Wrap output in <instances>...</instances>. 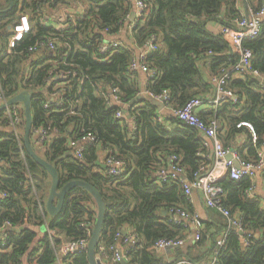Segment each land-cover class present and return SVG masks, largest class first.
<instances>
[{
    "label": "trees",
    "instance_id": "obj_1",
    "mask_svg": "<svg viewBox=\"0 0 264 264\" xmlns=\"http://www.w3.org/2000/svg\"><path fill=\"white\" fill-rule=\"evenodd\" d=\"M3 1L0 3L1 89L8 99L24 91L31 95L30 142L36 151L34 141H38V130L48 129L47 137L51 138H46L41 145L43 152H36L57 168L58 189L72 180H80L101 194L105 213L95 257L99 256V248L104 247L102 258L111 260L113 253L109 248L121 244L115 234L126 228L139 238L135 248L121 244L126 264H156L158 258L152 250L155 241L185 236L183 226L168 223L162 211L172 206L188 213L194 210L178 181L158 183L153 172L175 155L186 177L191 179L201 165L198 156L201 141L195 129L177 120L156 121V106L140 94L135 75L129 71L133 59L129 49L118 47L108 58L98 53L97 46L104 37L115 35L123 28L132 12L131 2L25 0L26 10L32 16L31 33L6 54L2 32L20 2L11 0L13 6L8 10L9 0ZM244 1L259 9L253 6L252 0ZM258 2L261 5L264 0ZM147 3L151 5L150 13L130 31L132 41L139 47L152 35L156 37L157 50L145 55V63L157 75L147 82L146 92L159 94L167 90L168 104L181 107L211 87L203 76V63L214 75L221 67L235 62V57L226 53L228 43L224 37L210 32L208 23L227 26L241 14L239 0H147ZM59 4L73 8L80 4L84 14L68 21L66 28L58 32L41 25L38 18ZM49 41L55 43L56 49L50 51L45 47ZM37 43L42 45L29 52L28 48ZM242 45L252 53V68L264 75V25L258 37L244 39ZM59 72L70 74L54 79ZM235 74H231L227 88L238 97V102L233 105L231 100L226 101L217 114L227 125L224 132L227 140L240 132L250 138L246 128L237 129L236 124L246 122L253 127L256 147L248 141L244 149L236 152L243 163L254 162L256 149L264 138V97L256 78ZM53 93L56 99L51 103L49 98ZM112 93L121 104H126L134 130L126 120L114 118L123 109L112 102ZM4 114V110L0 112V128H7L0 130V225L9 222L16 229L25 225L46 227L54 233V239L51 244L44 229L40 232L25 229L19 233L7 230L5 240L0 242V264H57L55 249L62 242L91 235L96 204L86 191L74 188L66 194L61 211L54 217L49 216L45 205L50 177L23 147V109L18 134L9 130V118ZM168 121L173 127L165 128ZM87 133L95 137V143L85 145L82 160L72 157L58 161L67 152L70 140H78ZM34 136H37L35 140ZM99 151L106 153L105 159L122 160L125 166L122 173L110 174L107 168L96 166L100 161ZM218 183L224 190L223 207L238 217L244 232L239 235L233 229L226 230L223 245L217 246L210 224L205 222L201 239L196 243L211 240L214 264H264V209L258 201L246 196L252 179L244 176L233 181L226 177ZM222 217L225 222L219 224L227 229L226 219ZM185 261L184 264H197L193 259ZM63 264H88L86 251L64 258Z\"/></svg>",
    "mask_w": 264,
    "mask_h": 264
},
{
    "label": "built area",
    "instance_id": "obj_2",
    "mask_svg": "<svg viewBox=\"0 0 264 264\" xmlns=\"http://www.w3.org/2000/svg\"><path fill=\"white\" fill-rule=\"evenodd\" d=\"M130 1V0H129ZM133 5L136 9L135 16L138 18H144L148 16L151 10L150 3H147V0H132ZM242 0H239V3ZM131 2V1H130ZM239 8V6H238ZM241 14L239 17L230 20V23L227 26H222L220 29V34L228 41L231 46L230 55L235 57V62L231 63L227 67H221L218 72L212 75L211 84L213 88V98L209 101L215 107L219 105H223L226 101L231 100L233 104L238 102V97L233 94L227 88L228 80L232 73L236 74H249L257 79L258 86L260 91L263 93L264 97V75L259 73L257 70L252 68L251 59L252 53L249 49L244 48L242 45V41L244 39H252L256 38L261 34L263 25H264V5L259 7V9H253L248 6L245 11H242L239 8ZM134 20V19H133ZM131 20V21H133ZM136 25H130V31ZM31 24L27 15H22L19 17L17 23L11 29V37L8 39L6 54H10L13 49H15L24 38L31 33ZM156 37L152 35L148 41L146 42L147 53L154 52L157 50ZM38 45H42L41 43H37L33 47L28 48L29 52H33L36 50ZM45 47L50 51L56 49L55 43L49 41L46 43ZM122 47L118 42H110L107 40H103L98 46L97 51L100 55L105 57H109V54L113 52L116 48ZM146 53V54H147ZM145 54V55H146ZM145 55L137 56V58H133L132 62L129 66V71L134 73L137 71H142L147 73L149 81L154 79L157 75V72L148 67L145 63ZM209 55V53H208ZM228 55V56H230ZM70 72H59L55 75L56 80L61 79V76L69 75ZM49 84V83H48ZM55 89H59L55 86ZM146 95L153 99L154 101L159 102L163 105H168L169 100V92L167 90H163L159 94H153L151 92H146ZM51 96H56L53 93ZM112 102L115 104H119L122 106V109L126 108V104H121L120 100L113 93L111 94ZM9 99L6 98L3 90L0 85V105L5 104ZM204 102L198 98L194 97L186 101V103L182 107L171 109V116L174 120H177L179 123L187 125L195 129L199 134H201L203 138V144L205 147H212L211 154V163L206 164L202 162L197 171L193 174L191 179H188L184 173V169L179 166L178 158L175 155L169 157L170 168L169 172L166 173L162 168L159 169L160 181L166 180H174L178 181L181 184L182 190L186 198L190 201L192 197V191H197L202 194L203 202L207 208L215 209L219 211V213L227 220L229 229L235 230L239 235L243 233V228L238 220L237 216H233L230 212L225 209L222 205V197L224 196V190L222 186L218 183L221 179L228 177L230 180L239 181L242 177L247 176L249 178H254L256 174L259 172H264V138L257 147V160L254 162H246L243 163L240 161L239 156L235 150H231V148H225L222 142L219 139V133L221 130V124L217 119L211 118L208 120H204L200 118L197 114V109L200 108ZM45 108L48 107L46 103ZM22 107L20 105H13L6 107L4 109V116L9 118V128L15 134H18L22 117H21ZM115 119L118 120H126L125 114L123 111L118 110L115 115ZM158 123H163L167 121L165 117H162L157 114L156 118ZM131 130L135 129V125L133 121L126 120ZM170 121L165 124V128H171L172 125H169ZM246 128L247 132L252 136V143L256 147L257 138L254 133L253 127L246 122H240L236 124V128ZM38 141L37 143L42 145L44 140L48 139V129H40L37 134ZM36 136V137H37ZM95 143V137L87 133L86 135H82L78 140H70L68 142V149L72 151L73 156L82 160L83 151L85 145ZM231 153V160L226 159V156ZM238 162L239 167L236 168L233 162ZM104 165L108 169L110 174H120L124 169V162L119 159H115L114 157L106 158L104 161ZM105 168V169H106ZM254 192V187L250 186L246 192L247 198H251ZM165 217L167 222L172 225H181L184 228V233L187 235H192L193 241H199L202 236L203 231V222L197 214L188 213L186 210L180 207H168L165 209ZM16 228H13L9 222H4L0 225V242L5 240L6 231L10 230L14 232ZM45 231H47L51 244H53L54 233L49 231L46 227H43ZM42 229V230H43ZM125 235H122V229L115 234L116 240H121V244L125 246H129L130 248H135L138 245L137 236L133 233H130L126 228ZM87 235H89V231H87ZM226 233L222 234L220 239L216 241L217 246H222L224 243ZM90 235L74 240V241H65L62 242L61 245L55 249V256L57 264H63V259L73 255L77 252L86 251V247L88 245ZM185 239L179 238H160L152 245L153 250H173L178 249L184 246ZM112 246L109 250L113 253V262L114 264H119L121 260L126 262L125 252L122 249V246ZM121 247V248H120ZM104 254V247L99 248V256L96 257L100 262L102 261V257ZM215 259L212 263L214 264Z\"/></svg>",
    "mask_w": 264,
    "mask_h": 264
},
{
    "label": "crops",
    "instance_id": "obj_3",
    "mask_svg": "<svg viewBox=\"0 0 264 264\" xmlns=\"http://www.w3.org/2000/svg\"><path fill=\"white\" fill-rule=\"evenodd\" d=\"M130 1L132 4L131 15L134 14V20L131 21V15H130V17L124 23V26L119 31V33H117L115 35H111V36H105L104 40H107L110 42L120 43L123 48H127L132 52L133 58H137V56L139 57V56L145 55L147 53V46L145 44L143 47H139L131 39V33L129 30L131 28L130 25L131 24L137 25L139 23H143V18H138L137 16H135L136 9L133 5V1L132 0H130ZM258 1L259 0H252V4L254 7L257 6L259 8V7L264 5V2L261 5H259ZM2 2H4V1L0 0L1 4H2ZM19 2H20V5L18 6V9L15 11L14 15L11 17L7 26H5L4 32H2V33H4L3 40L5 38L6 48H7L8 39L11 37V32H12L11 29L17 23L19 17L22 15H27L29 21H30V18H32V16H30L31 14L29 13V11L26 10L25 0H19ZM11 3H12V5H11ZM12 6H13V2L11 0H9V9L8 10H10L12 8ZM247 7H248V5L245 4L244 0L240 1L239 8L242 11H245ZM83 14H84V9L80 4H77L76 7H74V8H73V6H67V5L59 4V5H57L56 9L45 10L41 14V16L38 18V21L41 23V25L53 27L55 29V31L59 32V31H63L66 28L65 25L67 24L68 21H75L79 17L83 16ZM30 24L32 26L31 22H30ZM220 29H221V26L217 22H209L208 23V30L210 32H212L214 34H218V33H220ZM2 36L3 35H0V37H2ZM224 40L228 43V41L225 38H224ZM230 50H231V46L228 43V50L226 53H230ZM33 59H35V58L33 57ZM204 65L205 64L203 63L202 68H201V69H203V76L206 79V81L212 87V84L210 81L212 78V74L209 72L207 66L206 65L204 66ZM134 75H135L134 79H135L136 84L139 88L140 94L145 95L144 97H146L150 100H153L146 95V86H147V82L149 81L147 73L142 72V71H137V72H134ZM235 76H238V74H235ZM211 87L209 86V89L207 91L196 96L204 102V104L200 108L197 109L198 116L200 118L203 117L205 120L215 118L218 120V122H220L221 130H220V134H219V139L222 142L224 147L231 148V150H235L238 152L239 149H244L245 145L248 144V141L249 142L251 141V144L253 146L252 136L250 135V138L248 139V137L246 136V133H244V132H240V133L236 134L232 139L227 140L226 136L224 135V132L227 131V125L225 124V122H222V118L218 117V114H217L218 110L221 108L222 105L215 107L212 104H210V102H209L213 98V94H214L213 88H211ZM55 99H56V96H54V97L51 96L49 98V102L52 103L55 101ZM174 108H178V107L171 106L169 104L165 105V107L161 110H159L156 107L158 115L165 117L166 119H171V120L174 119L171 116V109H174ZM234 113H236V110H234ZM165 122H163V123H165ZM0 130L6 131L7 128H5V129L0 128ZM9 130H10V128H9ZM220 135H222V137H220ZM199 137H200V141H201V150H200V153H198L199 160H201V163L205 162L206 164H210L211 163L212 147L211 146L205 147L203 144V138H202L201 134H199ZM50 138H51V136L48 137V140ZM35 139H36V136H34V140ZM34 144H35L36 151H38L39 153L43 152V149H44L43 146L36 143L35 141H34ZM99 154L101 155L99 158L100 159L99 163L101 165H104L106 153L99 151ZM263 155H264V152H263ZM63 156H64V158H62ZM63 156L61 157L62 160L65 158H72V157L75 158L70 149H68L67 152ZM239 159H240V156H239ZM240 161H241V159H240ZM161 168L162 169L164 168L163 170L166 173H168L169 168H170V161H167L165 166H162V167L159 166V168L153 172L154 177H156V179H158V183L162 182V181H160V175H159V171H158ZM251 186L254 187V192H253L251 198L258 201L260 206L264 209V172L263 173L259 172L258 174H256L254 176V178H252ZM48 194H49V190L47 192V197H48ZM189 203L193 206V210H194L193 213L197 214L200 217V219L202 220L203 226L205 227V224H204L205 222L210 224L209 229H211V231L214 233L215 239H217V240L220 239L222 234H224V232L229 227L227 220H226L227 229H225V227H223V225L219 224V222L222 221L221 220L222 216L220 217V215L218 213L219 211L210 210L211 208L207 209V207L205 206V204L203 202L202 194L200 192L192 191V197H191V200L189 201ZM163 212L165 213L166 211L165 210L162 211V215L165 216V214H163ZM222 219L224 220L223 217H222ZM223 222H225V220L222 221V223ZM184 235H185L184 238H179V239H185L184 246H182L181 248L173 249V250H153L152 249L153 252L156 254V257L158 258V261L156 264H184V263H186V261H185L186 259L187 260L193 259L195 261V263H197V264H210L213 262V260L215 258H214L213 250L211 251V246H210L211 240H207V242L197 244L196 241H193L192 235H189V234L187 235V233H184ZM168 239H171V238H168ZM141 244H142V242H141ZM122 250L123 249H121V252H122ZM112 259H113V256H112L111 260L106 261V259H102L101 262H102V264H114Z\"/></svg>",
    "mask_w": 264,
    "mask_h": 264
},
{
    "label": "water",
    "instance_id": "obj_4",
    "mask_svg": "<svg viewBox=\"0 0 264 264\" xmlns=\"http://www.w3.org/2000/svg\"><path fill=\"white\" fill-rule=\"evenodd\" d=\"M12 5V3H11ZM134 19V14L131 15V20ZM138 98L134 99L129 103L128 106H132ZM153 105H155L159 110L163 109V105L160 104L157 101L150 100ZM15 104H20L23 109V115H24V134H23V147L27 153V155L39 166H41L49 175L50 181L48 182V185L50 187L49 194L46 200V212L49 216L54 217L57 215L64 203V199L67 193H69L74 188H80L86 191L94 200L96 204V220L88 241V245L86 247V254H87V261L88 264H102L96 257H95V251L96 246L98 243L101 227L103 224V218L105 213V205L102 200L101 194L96 190L92 185H90L87 182L80 181V180H72L65 184L61 189H58L59 185V175L57 168L54 164L44 160L39 153H37L31 145L30 142V134H31V127H32V116H31V95L24 91L15 97L9 99L5 104L0 105V112H2L6 107L13 106ZM123 113L126 115L125 119L130 120V116L127 114V110L123 109ZM64 158V156L62 157ZM60 157L58 161L62 160ZM226 159L231 160V153H229L226 156ZM96 166L101 167L102 169H105V165H101L99 162L95 163ZM234 166L236 168L239 167L238 162H233ZM163 214H165L163 212ZM25 229H29L35 232H40L42 228H37L33 226L25 225L24 227H21L19 229H15L14 232H21ZM126 231L124 228H122V235H125ZM242 235V233H240ZM119 264H126L124 260H121Z\"/></svg>",
    "mask_w": 264,
    "mask_h": 264
}]
</instances>
